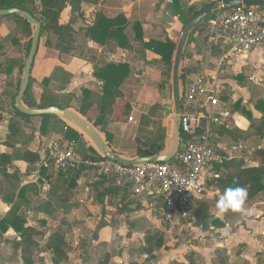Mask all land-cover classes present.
I'll return each mask as SVG.
<instances>
[{
	"label": "crops",
	"instance_id": "obj_1",
	"mask_svg": "<svg viewBox=\"0 0 264 264\" xmlns=\"http://www.w3.org/2000/svg\"><path fill=\"white\" fill-rule=\"evenodd\" d=\"M220 1L224 0H102L99 4L83 2L81 11L75 12L68 6L61 16V24L67 25L72 19L75 21L72 23L73 32L63 44H58L57 35H52V46L47 45V34L40 37L31 69L35 101L69 105L75 110L82 106L86 108L87 117L95 119L103 97V81L97 73L110 63L129 65L128 82L122 89L124 96L117 100L114 115L105 121L103 128L112 139L114 151L131 160L136 149L140 119L149 113L151 102L156 97L155 85L161 86L163 98L167 96L169 103L172 93L166 81V64L160 55L146 48L144 43L165 42L168 39L177 43L186 25L184 19L190 12ZM100 14L109 19L120 15L126 18L124 33L130 44L129 49L103 36H100L103 43L91 38L90 29ZM30 28L33 33L31 24ZM28 35L26 25L19 19L14 16L0 17V154L11 155V163L7 168L13 177L8 180L0 175V220L15 209L16 215L24 220L26 226L39 233L33 236L36 248L32 250L44 260L36 264H53L52 255L42 249L57 232L65 236L64 248L68 257L61 264H105L107 256V264H174L183 262L185 255L190 252H194L199 264H213L218 249L225 252L230 264H258L257 259L264 255L262 194L257 202L245 205L247 211H230L218 216L217 210L213 208V213L223 225L221 228L205 232L201 227H189V239L184 244L162 253L167 249L165 245L154 253L153 258L143 252L147 237L160 233L169 241L175 231L162 214V202L156 189L137 194L133 187L125 186L123 181L117 179L100 186L94 185L92 172H85L77 181L78 185L68 201L52 202L50 207L43 205L48 201L51 189L46 176L53 174L55 182L58 172L45 170L37 174L35 168L41 160L29 165L23 160V154L30 152L42 159L46 139H60L71 144L77 140L74 133L79 135L83 144L78 148L81 154L96 147L88 135L69 120L60 117L43 120L40 116L26 120L15 113V99L23 80L22 65L28 56ZM202 35L185 48L182 63L197 64L198 76L215 75L221 66L218 75L228 104L221 102L231 113V117L221 126L227 123L226 127L237 128L247 135L250 130L249 119L242 112H233L231 109L238 102L253 118L262 117L255 105L264 100V87L252 81L250 75L254 70L264 74V60L260 58V55H264V49L229 55L228 43L222 40L211 43ZM234 72L236 75L228 78ZM248 78L253 83H247ZM241 79L245 80L242 88H238L243 92L242 95L236 91ZM85 90L88 96L86 103ZM128 102L131 107L129 110L126 108ZM23 104L28 107L24 99ZM168 109L165 102L163 115L168 113ZM164 120L165 116L162 118ZM11 123H16L18 128L15 137L11 136ZM252 141H257L260 148L264 146V141L257 138L239 142L229 139L218 141L215 133L212 138L222 155L230 158H238L230 156L234 149H240L239 158H246L248 153L254 151L256 143ZM25 188L31 190L25 192ZM206 195H218V192L207 191ZM19 235L13 229L2 234L0 264H25L22 253L26 247L17 244L21 241ZM200 238L201 242L197 244L196 240ZM193 242L195 246L191 250L189 245ZM138 249L142 254L135 252Z\"/></svg>",
	"mask_w": 264,
	"mask_h": 264
},
{
	"label": "trees",
	"instance_id": "obj_2",
	"mask_svg": "<svg viewBox=\"0 0 264 264\" xmlns=\"http://www.w3.org/2000/svg\"><path fill=\"white\" fill-rule=\"evenodd\" d=\"M102 0H0V10L1 9H20L22 11H26L31 14L34 18L38 19L41 22V36L47 34L48 40L47 45L52 46V35H57L59 37V43L63 44L66 40V37L70 36L72 30V23L75 19L67 25L61 24V16L64 10L70 6L72 11H81V4L83 2L91 3V4H99ZM213 4V3H211ZM208 4L202 7L199 10H194L190 12L186 19H184V24L189 22L193 17H195L202 10L210 6ZM259 8L261 11H264V4L260 5ZM229 9V8H228ZM216 13H212L210 16L206 17L203 21L196 24L191 30L186 47L194 42L197 38H200L205 27L211 21V19L215 16ZM14 18L22 21L27 28L28 31V45H27V55L29 53V49L31 46L32 40V31L30 28V23H28L24 18H20L19 16H14ZM127 26V20L124 16L120 15L116 18L109 19L105 17L103 14L99 15L96 24L90 29L92 30L91 38L98 43H103V40L100 39V36L105 37V39H111L116 41L118 45L123 48L129 49L130 44L125 35V29ZM145 47L153 50L156 54L162 57V60L166 64L167 73L170 74V79L172 80V70L175 61V53L177 50V43L173 42L171 39L166 40L165 42H154L151 41L149 43H144ZM24 69V65H22V70ZM199 66L196 64L187 65L182 63L180 69V94L181 97L184 94L187 86L191 84L198 77ZM130 75V66L125 63H110L109 65L101 68L97 73L103 81V97L99 103L98 115L95 119L87 117L86 108L80 107L76 110L68 106H63L58 103L53 102H41L37 103L36 99L33 97L32 93V80L30 79V83L27 89V92L24 97V102L30 109H44L48 107H58L60 109H68L75 110L80 116L85 118L91 125L95 128L99 129L100 133L104 135L105 141L112 152H115L112 147L111 137L104 130L103 124L105 121L109 120L114 115V106L117 100L124 96L123 87L127 85L128 78ZM169 76V75H168ZM85 99L86 103L88 100L87 91L85 90ZM221 100L225 101L228 104V99L225 96L221 95ZM224 103V104H225ZM225 106H227L225 104ZM256 109L262 114L260 119H255L251 115L250 112L246 111L244 107H241V104L236 102L232 106V111L238 110L242 112L250 121V130L246 135L241 130L235 128L231 129L226 127L225 123L223 126H213V133L216 134L218 141L229 139L235 142H239L240 140H247L249 138H257L264 141V100H260L256 103ZM127 110H129L130 104L129 102L126 105ZM15 109V108H14ZM161 107H152L147 115H143L140 119V127L137 132L136 137V149L135 155L132 159L135 158H143L149 157L153 155H160L165 153L169 147L170 141V131H173V127L166 126L162 122L163 112L161 111ZM15 113L29 120L34 118V116H29L23 114L15 109ZM43 120H48L55 116L47 115L40 116ZM155 120H159L161 122H156ZM17 123V122H16ZM16 123H11V136H16L18 133V128ZM158 123V124H157ZM164 124V125H163ZM173 124V122H172ZM155 126L157 127V132H152ZM171 126V123H170ZM151 130V131H150ZM77 140L75 142H71L74 144V150L79 153L81 156L86 158H94L101 157L106 159L102 154H100L95 148H92L91 151H87L85 154H81L78 150L80 145H83L79 140V135H73ZM184 139V135L181 137ZM251 148V147H250ZM254 151L252 153H248L247 157L244 158H230L225 156V161L223 165L218 167L217 173L218 177L212 180H209L206 184L208 192H218V195H206L205 199H199L196 202V219L197 222L195 226L201 227L205 232H211L213 229L221 228L223 225L221 221L215 216L213 213V208L216 209L215 205L220 195L223 194L225 188L230 186H236L237 184L246 188L247 190V199L246 204H253L258 201L260 195L264 193V146L259 147L257 144L254 145ZM117 153V152H115ZM120 157H125L124 155L117 153ZM23 160L29 165L35 163L36 161H40L37 155L26 152L23 154ZM177 161V157H175L171 163H175ZM11 163V155L4 153L0 154V175L5 177L8 180H12V175L9 173V169L7 165ZM254 163L256 165H251ZM31 167L28 169V171ZM92 172L95 178L94 185H103L110 180H116L115 177L112 176H99L96 172L80 168L73 171H59L57 173V179L53 180V174L50 176H46L47 180L51 184L50 193L48 196V201L43 205L50 207L52 202H66L71 197L73 189H75L78 185L77 181L81 178L83 173ZM118 180V179H117ZM54 182V183H52ZM125 186L132 187L131 184L124 182ZM22 190V189H21ZM31 189L25 188V192H29ZM161 199V197H159ZM162 206L163 201L161 199ZM245 204V205H246ZM217 210V209H216ZM17 210L13 209L11 213L0 220V238L2 234L6 233L9 229H13L17 234H20L18 237L20 238V242L18 245L24 244L26 249L22 253L23 261L25 264H36L37 262H41L44 259L39 258L35 255V252L32 249L36 248V243L33 239V236L39 234L32 227H27L24 223V220L16 215ZM101 224H99V229ZM94 238H97V234H94ZM194 245V242L191 243ZM166 245V240L164 236L160 233H155L152 236H148L145 242V247L143 252L148 254L151 258H153L154 253L161 250ZM65 236L62 233H54L50 238L48 243L44 246L42 251L48 252L52 255L51 261L53 264H61L64 260H67V254L65 252ZM195 246V245H194ZM199 261L195 258L194 252H190L185 255V260L181 263L174 264H199ZM108 263V256L106 259V263ZM213 264H230L228 263L225 252L218 249L215 252V257L213 259ZM244 264H248L244 262Z\"/></svg>",
	"mask_w": 264,
	"mask_h": 264
},
{
	"label": "built area",
	"instance_id": "obj_3",
	"mask_svg": "<svg viewBox=\"0 0 264 264\" xmlns=\"http://www.w3.org/2000/svg\"><path fill=\"white\" fill-rule=\"evenodd\" d=\"M207 24L202 37L229 45V55H242L264 49V11L256 7L221 8ZM226 59V57H225ZM219 73L199 75L184 91L181 109L180 148L175 163L152 162L123 166L100 156L86 158L74 150V144L60 139H46L45 155L35 172L89 169L99 176H112L131 184L135 193L156 189L163 201L162 214L174 230L178 226H195L196 202L207 192L206 184L218 177L217 169L225 157L212 142L213 126L231 117L220 99ZM205 122L204 126L202 123Z\"/></svg>",
	"mask_w": 264,
	"mask_h": 264
},
{
	"label": "water",
	"instance_id": "obj_4",
	"mask_svg": "<svg viewBox=\"0 0 264 264\" xmlns=\"http://www.w3.org/2000/svg\"><path fill=\"white\" fill-rule=\"evenodd\" d=\"M264 3V0H224L217 2L213 5L208 6L195 17H193L189 22L186 23L182 31V35L179 39L177 50L175 53V61L172 70V90L174 98V116H173V136L170 144V148L163 154L153 155L143 158L135 159H125L120 157L117 153L112 152L105 139L99 133V131L91 125L85 118L80 116L75 110L60 109L58 107H48L44 109H30L23 104V99L27 92L30 79H31V69L36 57V53L39 46V41L41 37V22L34 18L31 14L20 9H1L0 17L6 16H20L24 18L28 23L33 27V35L31 40V46L29 49L28 56L25 60L24 71H23V80L20 83L19 92L15 99V108L26 115L29 116H55L69 120L73 124L77 125L95 144L96 149L100 154L105 158L117 162L123 166H138L143 164H149L152 162L157 163H168L171 162L177 155L180 148L181 141V128H180V119H181V109H182V100L180 94V69L182 61L184 58L185 48L189 34L193 27L199 22L203 21L206 17L210 16L212 13H215L221 8H238L241 6L245 7H256ZM205 122L202 123L204 126Z\"/></svg>",
	"mask_w": 264,
	"mask_h": 264
},
{
	"label": "rangeland",
	"instance_id": "obj_5",
	"mask_svg": "<svg viewBox=\"0 0 264 264\" xmlns=\"http://www.w3.org/2000/svg\"><path fill=\"white\" fill-rule=\"evenodd\" d=\"M4 19V18H3ZM7 21V20H6ZM179 42V41H178ZM178 42H177V44H178ZM223 43H226V41H224L223 40ZM229 46H228V50H229ZM188 49V48H187ZM80 55V53H78V56ZM260 58L262 59V60H264V55L261 57V55H260ZM257 73V74H256ZM169 75V76H168ZM232 75H236L235 74V72L234 73H231V75H229L228 76V78H231V77H233ZM242 75H244V73L242 74ZM259 75H263L264 76V74L262 73V72H260L259 70L257 71V70H254V73L252 72L251 73V78H252V81H254V82H256V83H260V84H262L263 85V87H264V77L263 76H259ZM245 78V77H244ZM243 79H241V81H239V83H241V84H238L237 85V92L238 93H240V95H242V91L241 90H238V88H242V84H243V82L245 81V80H243ZM251 80V79H250ZM249 80V78H248V81H247V83H253L252 81H250ZM167 84H168V86H169V88H170V90L172 89V80L170 79V74H168L167 73ZM246 83V82H245ZM244 85V84H243ZM156 87H157V89H155V92H154V94H155V99L151 102L152 103V107H154V106H156V107H163V105L165 104V102H166V106L168 105V113L165 115H163V116H165V118H166V120H164V122L162 121H159V120H155L156 122H161V123H164L166 126H169V127H173V124H172V122H173V116H174V98H173V90H172V93H171V97L170 96H168V97H170V99H171V101H170V103H169V98H167V96L166 97H164L163 98V93H162V88H161V86H159V84L157 85H155ZM223 93L221 92V94H220V96L222 95ZM167 101H168V104H167ZM162 111V110H161ZM157 123V124H158ZM170 123H171V126H170ZM163 124V125H164ZM157 127L158 126H155V128H154V130H152V132H157ZM151 131V130H150ZM170 143H171V140H172V136H173V132L172 131H170ZM252 142H254V143H256L257 144V141H252ZM250 147V146H249ZM135 155V152H133V155L132 156H134ZM230 156H232V157H240L241 156V151H240V149H234V150H232V152H230ZM206 195V194H205ZM201 199H205V197H203V198H201ZM261 199L262 200H264V193L262 194V197H261ZM195 227H198V226H195ZM177 229L173 232V236L171 237V239L169 240V241H166V246H167V249H165L162 253H164V252H167L168 250H170V249H172V248H174V247H178L180 244H184V241L185 240H187V239H189V237H188V234H187V231L189 232V227H187L186 229L187 230H185V226H182V225H180V226H178V227H176ZM194 230V229H193ZM191 232V231H190ZM196 242H197V244L199 243V242H201V238L200 239H198V240H196ZM190 247V249L192 250L193 248L192 247H194L193 245H189ZM196 248V247H195ZM136 253H141L140 251H139V249L138 250H136L135 251ZM142 254V253H141ZM264 261V255H260L259 256V258L257 259V262H258V264H263L262 262ZM8 264V263H7Z\"/></svg>",
	"mask_w": 264,
	"mask_h": 264
},
{
	"label": "clouds",
	"instance_id": "obj_6",
	"mask_svg": "<svg viewBox=\"0 0 264 264\" xmlns=\"http://www.w3.org/2000/svg\"><path fill=\"white\" fill-rule=\"evenodd\" d=\"M246 188L236 185L224 189L223 194L219 196L216 202L217 215L221 216L228 212L247 211L245 208L247 199Z\"/></svg>",
	"mask_w": 264,
	"mask_h": 264
}]
</instances>
